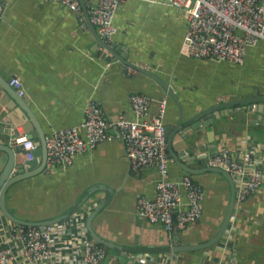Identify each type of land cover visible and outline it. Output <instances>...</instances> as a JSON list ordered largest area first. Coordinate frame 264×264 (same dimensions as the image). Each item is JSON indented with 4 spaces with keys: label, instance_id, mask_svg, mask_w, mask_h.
Here are the masks:
<instances>
[{
    "label": "crops",
    "instance_id": "0c3cea01",
    "mask_svg": "<svg viewBox=\"0 0 264 264\" xmlns=\"http://www.w3.org/2000/svg\"><path fill=\"white\" fill-rule=\"evenodd\" d=\"M3 1L0 76L8 81L16 76L22 81L25 91L22 96L46 134L54 128L80 123L89 98L101 103L111 122L119 116L131 118L132 92L150 95L153 112L158 100L166 98L165 124L176 123L177 104L161 84L132 68L124 73L121 62H111L97 54L95 36L85 26L83 8L76 12L47 0ZM92 1L86 0V4ZM115 22L118 30L113 40L126 45L130 60L168 83L186 112L264 95V40L248 47L242 64L184 55L180 46L187 27L186 16L164 0H124ZM11 102L7 95L0 94V125H10L17 117L22 118L18 106L9 110ZM228 110L222 109L223 116L213 119V142L208 141L203 127L198 130V144L205 145L206 150L201 152L197 145L188 149L196 168L208 166L206 157L198 164L199 156L222 148L237 157L247 147L264 153V113L255 111L249 103L236 105L226 114ZM17 128L23 130L22 125ZM110 131L114 132V128ZM6 132L0 131L3 143L10 142ZM173 141L180 142L178 134ZM14 147L23 159L20 147ZM5 158L0 151V167ZM169 172L174 179L188 173L173 160ZM189 174L204 187L203 214L186 228L174 231L138 213L137 198H154L158 173L155 166L131 170L124 144L118 138L101 141L94 148L75 154L67 167L44 168L9 186L7 204L20 217L48 218L62 214L87 189L95 188L79 209L87 219L105 197V190L99 188L105 185L113 192L89 222V234L107 249L108 257L102 264H134L129 253L141 251L154 253L155 264H163L161 254L169 256L170 264L172 260L174 264H215L222 259L221 264H264V183L236 203L230 224L217 243L203 249L172 252L171 246L177 242H200L213 236L229 201V182L221 173L204 170ZM5 218L0 211V225L7 224Z\"/></svg>",
    "mask_w": 264,
    "mask_h": 264
},
{
    "label": "built area",
    "instance_id": "2783aa9c",
    "mask_svg": "<svg viewBox=\"0 0 264 264\" xmlns=\"http://www.w3.org/2000/svg\"><path fill=\"white\" fill-rule=\"evenodd\" d=\"M47 1L63 4L72 11H82L80 0ZM123 2L93 0L86 4L91 22L105 41L113 40L117 33L115 15ZM164 2L182 10L186 16L187 27L180 46V53L184 55L242 64L248 47L264 40V0ZM4 8L5 3L0 0V22ZM9 83L19 95L25 94L18 77L12 76ZM129 102L133 117L119 116L111 122L101 103L89 98L80 123L54 128L46 134L45 168L67 167L72 164L75 154L91 149L101 141L118 138L124 144L131 170L155 166L158 173L156 194L154 198H137L138 213L169 231L186 228L202 217L204 187L189 173L176 179L170 177L169 163L173 159L167 150L164 121L167 99H159L154 112L151 111L153 98L148 94L132 92ZM111 127L114 132L110 131ZM17 131L11 142L20 147L23 159L33 158L35 140L24 130L17 128ZM205 157L208 166L221 167L233 176L236 203L264 183V153H259L255 147L243 148L239 157L227 148L205 153ZM6 220V225H0V264H102L108 257L106 247L89 234L86 218L79 210L67 218L43 225L24 226ZM161 257L163 264H170L168 255L161 254ZM129 259L134 264H155L157 261L154 253L143 251L129 253ZM229 261H234L233 256ZM221 262L224 260L215 264ZM171 264H174L173 260Z\"/></svg>",
    "mask_w": 264,
    "mask_h": 264
},
{
    "label": "water",
    "instance_id": "95a60500",
    "mask_svg": "<svg viewBox=\"0 0 264 264\" xmlns=\"http://www.w3.org/2000/svg\"><path fill=\"white\" fill-rule=\"evenodd\" d=\"M80 4L86 14L85 26L89 27L95 36L96 42L94 45V50L97 52V54L101 58L109 60L111 62H121L122 71L124 73L127 72L129 68H132L140 73L152 77L159 84H161L163 88L175 100L178 107V116L176 123L174 125L166 126L167 150L173 161L188 173L196 174L204 170H213L221 173L228 180L230 187L229 201L227 204V209L219 223L215 234L205 241L192 243L177 242L175 245L171 246V250L172 252H182L198 250L212 246L222 238L230 224L236 206V185L234 178L230 174V172L221 167L207 166L206 168H196L193 164V160L191 161V157H193L194 159V156L189 153L188 149H190L192 145H197L201 152H204L206 150L205 145L198 144V140L200 138L198 130L203 127L208 141L213 142V119L221 118L224 114L222 112V109L224 108L230 109L226 113L229 114L233 110L234 106L240 105L242 103H249L250 107L255 111L264 113V95H257L245 99H234L222 103H214L200 110H194L191 108L190 110H188V112H186L182 107L179 97L168 83L162 80V78H160L156 73L147 70L130 60V53L125 44L118 43L114 40L105 41L98 34L95 26L90 20L87 11L86 0H80ZM0 89V94L3 93V95H7L12 100V102L9 103V110L12 111L18 106L19 111H21L22 113V118H18L16 116L17 119H14L13 122L10 123V125L8 124L9 126L6 124L0 125L1 133H5V131H7L6 133L9 134L10 137L9 143H3L2 141H0V151L3 152L4 156H6L2 166L0 167V211L7 219L13 221L16 224L25 226L50 224L69 217L71 214L78 211L84 206L87 199L95 191V188L87 189L68 210L57 216H50L48 218L42 219H27L20 217L10 210L7 204V191L9 189V186L37 173H40L45 168L47 157L46 133L24 97L19 95L17 89L13 85H11L8 80L1 76ZM15 112L17 113V111ZM18 125H22L23 130L27 134V136L29 138H33L36 142L34 156L31 159L25 160L19 158L14 147L16 145L11 142V138L18 133L16 128V126ZM177 134L180 137V142H178V144L174 143L173 141V138ZM203 157H205V154H202L197 158L198 164L202 163ZM99 188L105 190L106 195L95 206V208L91 210L89 216L87 217L86 226L88 231L90 230V218L97 212V210L101 209L107 203L111 196V193L113 192L112 188L105 185L100 186ZM93 238L98 241L95 237Z\"/></svg>",
    "mask_w": 264,
    "mask_h": 264
},
{
    "label": "bare ground",
    "instance_id": "6f19581e",
    "mask_svg": "<svg viewBox=\"0 0 264 264\" xmlns=\"http://www.w3.org/2000/svg\"><path fill=\"white\" fill-rule=\"evenodd\" d=\"M6 132V131H5ZM94 148V147H93ZM194 178V177H193ZM157 179V178H156ZM148 197V196H147ZM2 219V218H1ZM7 219V218H6ZM13 222V221H12Z\"/></svg>",
    "mask_w": 264,
    "mask_h": 264
}]
</instances>
